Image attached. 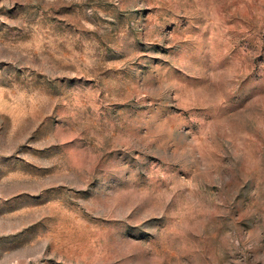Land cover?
I'll use <instances>...</instances> for the list:
<instances>
[{
	"label": "rangeland",
	"instance_id": "1",
	"mask_svg": "<svg viewBox=\"0 0 264 264\" xmlns=\"http://www.w3.org/2000/svg\"><path fill=\"white\" fill-rule=\"evenodd\" d=\"M0 264H264V0H0Z\"/></svg>",
	"mask_w": 264,
	"mask_h": 264
}]
</instances>
